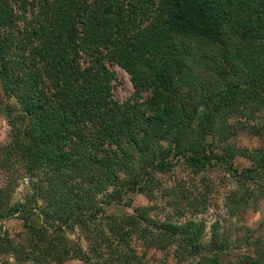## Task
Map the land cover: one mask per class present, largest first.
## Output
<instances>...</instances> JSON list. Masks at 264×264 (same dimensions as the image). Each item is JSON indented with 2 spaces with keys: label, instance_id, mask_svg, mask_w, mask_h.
<instances>
[{
  "label": "trees",
  "instance_id": "1",
  "mask_svg": "<svg viewBox=\"0 0 264 264\" xmlns=\"http://www.w3.org/2000/svg\"><path fill=\"white\" fill-rule=\"evenodd\" d=\"M129 1L0 0V81L17 104L5 107L10 130L0 144V168L21 170L32 190L29 200L10 202V191L0 187V223L21 220L29 253L39 262L74 257L83 264H148L133 245L141 243L146 250L173 248L180 263L223 264L228 245L216 231L202 243V222L160 221L151 218L152 207L130 214L106 210L129 193L151 200L159 187L153 172L166 173L177 163L194 173L221 163L243 190L229 194L235 209L257 193L264 149L250 155L254 166L238 169L234 151L224 146L217 153L215 140L225 139L228 120L264 106V0H159L160 16L144 32L152 29L160 39L149 46L137 38L142 30L135 20L142 13L136 6L155 0H134L127 9L122 3ZM28 7L32 19L17 29V21L26 20L16 12ZM26 42H35L30 58L41 70L26 71L8 59L15 47L25 53ZM147 50V57L138 56ZM81 54L97 66L81 69ZM102 57L130 77L134 92L122 104L111 98L112 75ZM178 198L194 210L200 206L196 198ZM39 200H46L42 219ZM178 203L173 208L181 213ZM74 228L86 251L67 245L65 231ZM252 244L242 263L264 264V238ZM15 246L0 231V254Z\"/></svg>",
  "mask_w": 264,
  "mask_h": 264
},
{
  "label": "rangeland",
  "instance_id": "2",
  "mask_svg": "<svg viewBox=\"0 0 264 264\" xmlns=\"http://www.w3.org/2000/svg\"><path fill=\"white\" fill-rule=\"evenodd\" d=\"M158 1L159 0H155L154 6L147 8H144L147 3L136 6V8L139 7V9H141L142 13L135 20L136 23L139 21V31L142 30V32H139L137 35V38L138 41L141 40L143 44L149 40L148 46L153 45L156 41L159 42L160 39V33L157 37L151 35L152 29H150L151 33L149 31L147 33L144 32L146 28L151 27L152 21H155V18L160 16L158 12L160 9L158 6L160 4L157 7L155 6L158 4ZM133 3H135L134 0L123 2L122 4L129 9ZM33 12L34 10L30 7H28L26 11L18 10L16 12L21 18L23 16L26 20L17 21V29H21L24 22L32 19ZM30 23L29 26L34 27V22ZM29 26H27V28H29ZM128 28L131 30L130 24ZM137 32L138 31H135V33ZM23 37L25 40L24 35ZM14 45L13 47H15ZM34 45L36 46L35 42H26L25 45L23 44L22 49L25 53L20 51V49L17 51L16 47L13 48L11 51L12 56H9L8 59L14 60L13 64L15 66L16 60L19 61L21 68L26 69V71L33 67L37 68V70H41V62L34 63V59L30 58ZM149 50L152 51V47ZM149 50L138 54V56L147 57V52ZM21 53L24 58L19 56ZM102 53L105 55L106 50L102 49ZM101 61L112 75V81L110 82L111 98L119 104L129 100L134 90L130 83L128 73L117 64L111 62L109 58L102 57ZM79 65L81 69L92 65H95L94 67L97 66L93 59L82 54L79 56ZM19 72L25 74L23 70H19ZM44 81L46 83L48 82L47 79H44ZM146 96H148L147 93L141 94L139 100H144ZM6 106L16 108L17 104L13 97H9L4 92L3 85L0 81L1 145L7 143L10 130L7 124ZM228 123L232 127L222 130L226 135L225 139L222 140V138L218 136L215 140L216 152L223 153V147L226 146L234 151L233 158L231 157L234 167L238 169L251 168L254 164L250 155L256 150L264 149V106L260 110L258 109L255 111L254 109L253 114L249 115L248 118H232L228 120ZM219 134L221 133H218V135ZM153 175L155 180L153 184L159 185V187L153 189L151 200L147 198L145 194L129 193L119 205H113L106 211L108 213L130 214L136 208L152 207L151 218L160 221L166 218L180 223L187 219L202 222L204 226L202 243L208 244L212 231H216L223 243L228 245V252L224 255L225 257H223V264H243L242 258L245 253L250 251L253 245L252 243H254L257 238H264V182L258 189H256L257 187L254 184L247 182L246 186L249 189L255 188L257 193H253L250 201L246 202V206L241 205L239 208L235 209L233 203L227 202L229 194L237 191L243 192V190L239 189V185L228 175L221 163H215L198 173L191 172L181 163H177L170 171L166 173L154 171ZM38 177L42 181L43 179L45 180V174L41 173ZM34 179H36V177ZM28 185L27 178L23 175L21 170L16 168L12 170H2L0 168V187L6 186L10 191V202L22 201L25 199L29 200L32 190H30ZM43 187L44 189L47 188L46 183H44ZM181 194H185V197L188 196L192 199L196 198V203L200 205L197 208L198 210L192 209L190 203L187 204V201L180 202V198L178 197ZM177 202H179L178 205H182V207L185 208L181 213H176L173 208ZM45 204L46 200H39V207H36L37 212L41 213L39 209L43 208ZM41 215L42 219L44 216L42 213ZM0 225L1 234L6 233L9 242L16 245L14 252L10 251V253L0 254V264H56L53 261L46 263L33 260L32 254L29 253L32 246L27 243L28 237L26 235V229L21 220L16 217H11L3 220ZM65 238L68 246H79L83 251H86L88 245L82 233L79 231V228H74L72 231L66 230ZM133 245L138 254L144 255V261L148 264H189L188 262H177L172 255L173 248L166 251H159L155 249L146 250L141 243H134ZM21 248L25 249L26 253H21ZM27 252L29 254H27ZM62 264L83 263L73 257L67 259Z\"/></svg>",
  "mask_w": 264,
  "mask_h": 264
}]
</instances>
